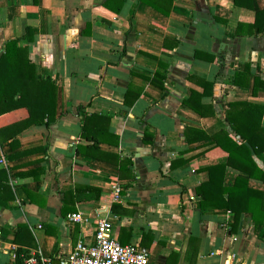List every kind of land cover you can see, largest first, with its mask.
<instances>
[{
  "label": "crops",
  "instance_id": "crops-1",
  "mask_svg": "<svg viewBox=\"0 0 264 264\" xmlns=\"http://www.w3.org/2000/svg\"><path fill=\"white\" fill-rule=\"evenodd\" d=\"M250 1L252 11L233 0H172L165 17L139 0H125L118 14L106 0H0V58L18 39L36 78L57 86V121L0 144V171L15 196L0 205V264H14L21 225L30 236L18 240L34 244L29 257L67 262L99 216L121 245L149 250L150 264H190L188 256L195 264H264V225L255 228L244 214L232 234L234 214L201 216L196 192L208 168L227 163L212 137L230 131V104L264 108V21L252 36L236 33L264 11V0ZM237 75H244L238 85ZM90 115L109 119L103 138L119 139L100 150L129 165L76 152L91 144L81 137ZM27 118L25 108L3 115L0 129ZM254 161L264 170V154ZM237 176L228 168L224 186ZM249 186L264 192L262 182Z\"/></svg>",
  "mask_w": 264,
  "mask_h": 264
},
{
  "label": "trees",
  "instance_id": "trees-1",
  "mask_svg": "<svg viewBox=\"0 0 264 264\" xmlns=\"http://www.w3.org/2000/svg\"><path fill=\"white\" fill-rule=\"evenodd\" d=\"M142 4L152 8L161 15L168 17L173 5L172 0H139ZM235 6L252 11L250 0H233ZM125 0H106L103 4L105 8L115 13H120ZM256 21L248 25L240 23L236 31L237 35H244L249 30L248 35L252 36L256 29V22L264 21V11L255 13ZM264 26V24H263ZM262 28H259V33ZM26 38L28 42L33 41L32 30H27ZM19 40L7 41L3 54L0 58V117L20 109L28 110V118L16 124L0 129V144L7 141H14L23 131L32 126H43L49 128L57 121V86L50 79H37L35 66L29 59L28 47L18 46ZM244 75L235 77V84ZM161 74L154 78H162ZM150 82L156 84V79ZM164 78V77H163ZM204 86H209L204 84ZM258 81L254 83L253 93L258 90ZM264 87V83L259 84ZM159 87L163 89V82ZM196 97L193 95L192 100ZM191 100V101H192ZM191 102H185L187 107ZM264 108L249 103H232L226 113L225 120L229 129L218 132L212 137L213 144L228 155L225 165H217L208 168L209 181L196 189L197 196L201 199V216L214 211H228L234 214L235 219L230 226L232 234L237 233L241 216L250 215L251 222L255 228L264 225V192L250 188V181L264 183V170L260 169L254 161V157L264 154V127L262 117ZM204 117L202 113H199ZM206 117V116H205ZM109 119L104 116L90 115L83 121L81 137L88 141L90 146L78 147V154L90 155L92 157L106 160L110 163H118L120 169L124 167L118 160V156L103 153L99 146L102 143L108 145H118V138H103L104 128L107 130ZM13 143V142H12ZM11 143V144H12ZM238 172L235 183L232 187L224 186V179L227 169ZM0 205H5V201H15L14 193L9 186L6 171H0ZM23 236L28 239L29 231L27 226L17 227L15 244L20 248L15 253L14 264H25L29 258V249L34 246L33 242L22 244L18 237ZM264 239V234H263ZM32 240V239H31ZM194 241V240H193ZM198 246V241H196ZM197 253V252H196ZM190 264H195V258L187 257ZM51 264V263H47Z\"/></svg>",
  "mask_w": 264,
  "mask_h": 264
},
{
  "label": "built area",
  "instance_id": "built-area-1",
  "mask_svg": "<svg viewBox=\"0 0 264 264\" xmlns=\"http://www.w3.org/2000/svg\"><path fill=\"white\" fill-rule=\"evenodd\" d=\"M2 163V162H0ZM121 192L115 188V199ZM77 221L76 217H72ZM150 251L138 245L123 246L112 236L109 218L99 216L90 239L78 243L67 258L68 264H150ZM26 264H43L32 254ZM234 264H244L236 262Z\"/></svg>",
  "mask_w": 264,
  "mask_h": 264
},
{
  "label": "water",
  "instance_id": "water-1",
  "mask_svg": "<svg viewBox=\"0 0 264 264\" xmlns=\"http://www.w3.org/2000/svg\"><path fill=\"white\" fill-rule=\"evenodd\" d=\"M51 264H68V262L54 261Z\"/></svg>",
  "mask_w": 264,
  "mask_h": 264
}]
</instances>
